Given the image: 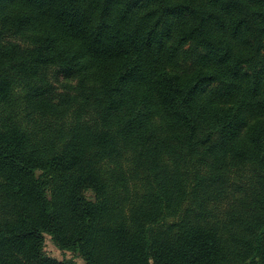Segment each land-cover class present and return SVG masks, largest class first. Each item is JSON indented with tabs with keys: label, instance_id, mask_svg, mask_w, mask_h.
<instances>
[{
	"label": "trees",
	"instance_id": "1",
	"mask_svg": "<svg viewBox=\"0 0 264 264\" xmlns=\"http://www.w3.org/2000/svg\"><path fill=\"white\" fill-rule=\"evenodd\" d=\"M47 235L264 264V0H0V264H76Z\"/></svg>",
	"mask_w": 264,
	"mask_h": 264
},
{
	"label": "rangeland",
	"instance_id": "2",
	"mask_svg": "<svg viewBox=\"0 0 264 264\" xmlns=\"http://www.w3.org/2000/svg\"><path fill=\"white\" fill-rule=\"evenodd\" d=\"M180 62L181 64H187V61L184 59H182ZM53 72L54 70L52 69L50 71L51 76H54L55 73L53 74ZM61 79H63L62 75H61ZM90 195H92V193L88 191L87 196H90ZM45 250L50 256L57 257L59 259H64V258L72 259L76 264H86V261L84 260L82 256H79L78 254L72 251H68V250L63 251L59 249L58 246L53 242V240L51 239L49 235H47L46 237Z\"/></svg>",
	"mask_w": 264,
	"mask_h": 264
}]
</instances>
